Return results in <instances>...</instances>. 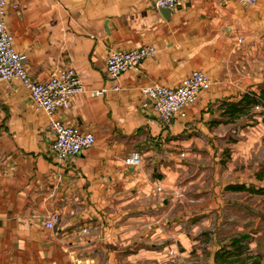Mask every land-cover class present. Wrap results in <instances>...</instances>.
<instances>
[{
	"label": "crops",
	"instance_id": "crops-1",
	"mask_svg": "<svg viewBox=\"0 0 264 264\" xmlns=\"http://www.w3.org/2000/svg\"><path fill=\"white\" fill-rule=\"evenodd\" d=\"M7 11L32 82L79 72L86 91L57 116L96 141L60 160L49 114L23 81L0 80V264H264V116L245 100L264 107V0H188L168 15L154 0H7ZM144 45L156 55L109 77L112 50ZM194 71L211 88L163 122L142 87Z\"/></svg>",
	"mask_w": 264,
	"mask_h": 264
},
{
	"label": "built area",
	"instance_id": "built-area-1",
	"mask_svg": "<svg viewBox=\"0 0 264 264\" xmlns=\"http://www.w3.org/2000/svg\"><path fill=\"white\" fill-rule=\"evenodd\" d=\"M160 8H177L188 0H154ZM255 3L257 0H246ZM7 0H0V80L11 82L21 80L30 91L37 108L43 109L50 116V127L55 134L54 148L60 160H67L82 150L92 147L96 137L92 132L82 130L75 125L64 123L57 114L69 106L72 98L84 93L81 75L72 66L61 68L42 82H32L27 72V57L13 46L14 35L6 28ZM157 53L153 45H144L130 50H112L107 58L109 77L118 80L130 67L138 66L147 58ZM213 81L203 71H194L180 84L175 86L154 84L143 86L142 93L150 100L153 110L163 122H170L176 114L186 115V110L195 104L202 91L211 88ZM114 89H119L116 86ZM94 96L105 94L104 89L93 90ZM264 116L261 103L254 106ZM184 156V154H182ZM141 152H133L125 158L130 165L141 162ZM162 190V188H158ZM59 214L51 212L45 219L47 228H54L59 221Z\"/></svg>",
	"mask_w": 264,
	"mask_h": 264
},
{
	"label": "trees",
	"instance_id": "trees-1",
	"mask_svg": "<svg viewBox=\"0 0 264 264\" xmlns=\"http://www.w3.org/2000/svg\"><path fill=\"white\" fill-rule=\"evenodd\" d=\"M245 100H246V102L248 103V104H251L252 106L253 105H257V104H259V103H261V102H263L262 101V97L261 96H258V97H255V96H245Z\"/></svg>",
	"mask_w": 264,
	"mask_h": 264
},
{
	"label": "water",
	"instance_id": "water-1",
	"mask_svg": "<svg viewBox=\"0 0 264 264\" xmlns=\"http://www.w3.org/2000/svg\"><path fill=\"white\" fill-rule=\"evenodd\" d=\"M161 10L164 12V14L168 15L172 12L173 8L167 7V8H161Z\"/></svg>",
	"mask_w": 264,
	"mask_h": 264
},
{
	"label": "rangeland",
	"instance_id": "rangeland-1",
	"mask_svg": "<svg viewBox=\"0 0 264 264\" xmlns=\"http://www.w3.org/2000/svg\"><path fill=\"white\" fill-rule=\"evenodd\" d=\"M264 118V117H263Z\"/></svg>",
	"mask_w": 264,
	"mask_h": 264
}]
</instances>
